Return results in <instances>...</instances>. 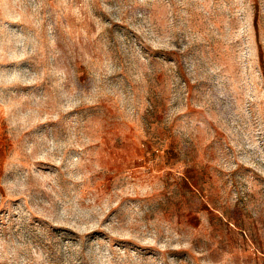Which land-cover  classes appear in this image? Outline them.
<instances>
[{"label": "rangeland", "instance_id": "1", "mask_svg": "<svg viewBox=\"0 0 264 264\" xmlns=\"http://www.w3.org/2000/svg\"><path fill=\"white\" fill-rule=\"evenodd\" d=\"M0 264H264V0H0Z\"/></svg>", "mask_w": 264, "mask_h": 264}]
</instances>
